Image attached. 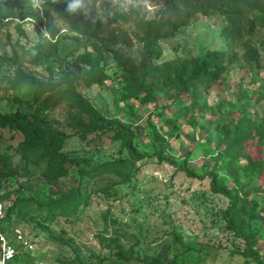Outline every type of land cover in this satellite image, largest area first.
I'll return each mask as SVG.
<instances>
[{"label":"rangeland","instance_id":"rangeland-1","mask_svg":"<svg viewBox=\"0 0 264 264\" xmlns=\"http://www.w3.org/2000/svg\"><path fill=\"white\" fill-rule=\"evenodd\" d=\"M33 1L0 0L3 16L8 9L15 14L0 26V58L7 59L0 63V115L22 112L32 119L47 96L35 103L29 87H22L18 95L23 101H16L13 89L6 92L5 87L17 70L53 83L68 73L78 92L100 114L134 130L142 154L150 158L160 152L158 134L164 139L163 156L173 163H147L127 185H115L121 178L109 174L88 181L84 191L89 205L66 223L56 215L50 218L45 206L77 189L78 169L93 170L126 153H119L120 145L112 142L111 134L84 139L75 125L92 124L65 99L50 111L47 126L63 133L66 145L60 153L79 159L81 167L67 163L68 174L58 186L50 187L44 176L45 162L35 160L25 166L24 135L0 127V157L9 158L14 168L26 167L3 185L0 200L5 206L17 197L35 201L15 226L34 248L23 252L14 264H153L155 260L167 264L187 252L196 256L187 264H256L247 263L242 255L248 246L225 219L231 200L212 192L214 176L220 185L238 190V227L251 236L258 260L264 264V28L257 27L250 38L232 41L224 33L222 16L168 7L173 0L98 1L90 11L94 20L111 22L110 28L126 34L127 41L104 50L107 78L90 83L89 65L74 64L71 56L79 47V34L56 12L45 17L41 0H36V7ZM35 8L39 19L25 18L28 12H37ZM132 10L147 21L177 25L174 31L162 30L158 48L152 50L159 56L153 59L155 66L190 64L217 52L232 54L233 61H223L225 70L216 83L208 88L201 83L192 86L180 103L169 89L157 93L155 104L144 103L125 90L121 77V62L139 59L143 50L132 24L114 19L115 14ZM162 10H166L164 15ZM49 27L56 31L54 38ZM40 50L43 55L38 58ZM83 52L81 48L74 55ZM187 170L198 177L187 176ZM15 229L5 232L13 239Z\"/></svg>","mask_w":264,"mask_h":264},{"label":"trees","instance_id":"trees-1","mask_svg":"<svg viewBox=\"0 0 264 264\" xmlns=\"http://www.w3.org/2000/svg\"><path fill=\"white\" fill-rule=\"evenodd\" d=\"M105 0H84V7L76 12H68L70 0H41L40 5L45 17L56 12L59 19L79 34V47L77 51L83 48L84 52L77 56L71 54L73 63L83 62L89 65L87 73L88 82L102 83L107 75L105 73L106 59L105 49L111 50L119 41H127L126 34L116 33V29H111V22L103 23L101 20L95 21V16L90 13L95 3ZM19 2V0H14ZM33 6L36 7L33 1ZM168 7H182L189 14H201L206 17L222 16L226 22L224 28L225 35L232 41H240L244 38L254 36L257 27L264 28V0H173L168 2ZM110 7V6H109ZM36 9V8H35ZM35 13H27L25 18L39 19L38 9ZM3 16L0 13V26L5 19L14 17L15 14L6 10ZM9 13V14H8ZM89 13V14H88ZM162 15L166 10L161 11ZM115 21L123 24H132L133 28L140 35L136 36L138 41L143 44V50L140 58L137 60L128 59L121 63L124 72L121 77L125 85V90L132 96L141 98L144 103L155 104L157 102V93L166 89L173 90L175 100L182 99V95L190 91V88L198 83L206 84L210 87L216 83L224 73L225 67L223 61L230 58L228 52H217L202 60H195L189 63L168 62L161 68L153 64V59L158 58V54L153 53L154 47H157L158 39L163 35L162 30L165 28L174 31L177 25L165 26L159 20L147 21L142 18L138 11L132 10L128 14H115ZM19 28H21L19 26ZM48 33L54 38L56 31L53 28H47ZM100 37V38H99ZM97 39V40H96ZM110 45V46H109ZM109 46V47H108ZM38 58H41L43 51L37 52ZM118 57V54H116ZM234 56V55H233ZM7 61L6 58H0V63ZM64 63V60H61ZM53 75L51 68H48ZM6 75L4 72L1 74ZM62 80L57 83L45 82L38 80L34 76L25 73L22 70L15 72V77L8 86H2L9 92L13 89L14 99L18 102L23 98L18 95L20 88L29 87V96L34 99L35 103L47 94L41 107L37 110L35 116L31 119L25 113L17 112L12 115H0V127L9 128L12 131H18L24 135L22 152L26 159V165L37 160V163L45 162L46 169L44 176L50 187L59 185V180L65 177L68 172L65 165L69 162L81 167L79 159H71L65 153L60 151L66 145L65 136L61 132L47 126V118L52 109L60 102L68 99L73 106L80 109V113L88 116L91 126L78 122L75 126L82 132L83 138L87 139L90 135H110L112 142L120 145L119 153H126V157L108 161L93 170L80 168L77 170L78 187L75 191L59 195L57 200H51L45 207L48 213L54 218L56 215L66 223L72 222V217L78 216L80 211L87 207L90 198L84 191L88 181L104 175H118L121 179L115 185H127L138 176L142 168L147 163L163 164L173 163L163 156L165 149L164 139L156 134L160 152L148 158L142 154L136 145L135 132L130 126L122 124L118 119L109 120L100 114L90 102L78 92L74 80L68 73L62 74ZM49 94V95H48ZM51 105V106H50ZM26 169L22 165L16 168L11 166L9 158L0 157V190L3 185L7 184L20 170ZM187 176L198 177L195 173L187 170ZM211 190L214 194L222 195L231 200V206L224 212L225 219L229 226L238 232L248 246L246 254H242L248 263L254 262L262 264L258 260L257 252L254 250V243L250 235L243 232L238 227L236 212L239 206V192L236 188H228L220 185L214 176L211 180ZM35 202L34 198L24 199L17 197L6 207L3 219L2 229L4 231L14 230L17 222L28 213L31 203ZM40 207L43 205L39 204ZM44 208V207H43ZM23 257L20 252L15 258L14 263H18ZM196 256L191 253H182L174 257L167 264H187L194 261ZM153 264H163L160 260H155Z\"/></svg>","mask_w":264,"mask_h":264},{"label":"built area","instance_id":"built-area-1","mask_svg":"<svg viewBox=\"0 0 264 264\" xmlns=\"http://www.w3.org/2000/svg\"><path fill=\"white\" fill-rule=\"evenodd\" d=\"M6 207L0 200V264H13L20 252L33 250L34 244L19 229H15L13 239L2 229Z\"/></svg>","mask_w":264,"mask_h":264},{"label":"clouds","instance_id":"clouds-1","mask_svg":"<svg viewBox=\"0 0 264 264\" xmlns=\"http://www.w3.org/2000/svg\"><path fill=\"white\" fill-rule=\"evenodd\" d=\"M36 3V0H34V4ZM84 7V0H70L68 4V8L66 9L68 12H76L78 9H81ZM47 35V33H45Z\"/></svg>","mask_w":264,"mask_h":264}]
</instances>
